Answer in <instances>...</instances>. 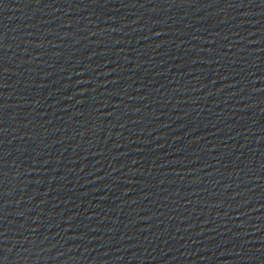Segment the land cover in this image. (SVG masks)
<instances>
[{
	"label": "water",
	"instance_id": "95a60500",
	"mask_svg": "<svg viewBox=\"0 0 264 264\" xmlns=\"http://www.w3.org/2000/svg\"><path fill=\"white\" fill-rule=\"evenodd\" d=\"M0 264H264V0H0Z\"/></svg>",
	"mask_w": 264,
	"mask_h": 264
}]
</instances>
